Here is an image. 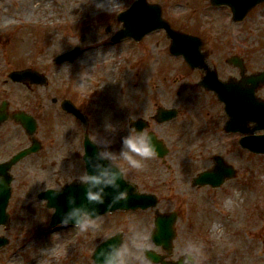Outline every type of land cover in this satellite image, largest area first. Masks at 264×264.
Returning <instances> with one entry per match:
<instances>
[{"label":"rangeland","instance_id":"obj_1","mask_svg":"<svg viewBox=\"0 0 264 264\" xmlns=\"http://www.w3.org/2000/svg\"><path fill=\"white\" fill-rule=\"evenodd\" d=\"M100 1L0 0V100L7 98L9 104L14 102L11 107L17 105L33 113L39 119L36 136L41 139L45 129L48 130L45 136L49 138L43 139V143L51 140L69 148L77 130L59 109L63 98L78 101L95 117V135L100 144L105 132H109L105 128L108 124L105 117L107 111H111L110 101L113 115L116 114L109 122V126L114 127L110 132H118L119 137L123 134L120 128L125 125L124 118L147 117L151 109L154 111V104L178 99L189 109L187 132L191 135L187 136V144L173 146L175 167L171 172H164L163 181L169 186V177L177 181L175 176H178L183 183L187 172L211 166L214 155H220L236 170L235 179L221 191L187 190V246L193 244L199 249L198 264H230L231 261L233 264H264V156L241 149L238 146L240 134H225L219 130L226 121L222 107L214 93L197 89L193 84L206 72L185 69L181 60L176 62L165 50L170 40L164 31L153 32L139 43L127 39L115 45L110 43V37L122 28L117 15L134 0H109L108 7L99 6ZM147 2L160 5L163 18L174 29L202 39L206 66L209 70L214 68L220 79H239L237 70L223 64L231 55L243 59L248 74L264 71V4L255 8L243 22L233 24L228 8L211 7L208 0ZM46 4L48 11L44 10ZM42 10L44 12L40 13ZM6 20L8 25L3 24ZM34 20L36 24H31ZM14 21L19 22V26H14ZM107 28H110L108 34ZM11 37H14L12 41ZM23 41L27 43L21 51ZM76 44L92 49L72 63L60 66L53 63L57 55L73 49ZM98 45L105 47H95ZM147 56L154 57L150 64ZM16 67L42 73L47 85L25 88L11 83L7 75L11 69H18ZM179 89L182 92L176 97ZM256 96L264 100V86ZM215 125H218L216 129ZM260 134L264 131L247 133L249 136ZM27 144L24 131L13 123H6L0 129V159ZM184 155H188L187 162H180ZM72 159L70 151L51 156L43 150L12 168L10 221L7 227H0V237L6 238L8 244L0 249V264H38V258L40 264H92L93 247L104 236L118 230L124 233L128 264H139L142 260L140 248L135 247V234L147 236L152 223L140 213L104 216L99 228L87 232L71 227H49L53 211L37 199V194L48 188L58 189L76 179L78 175L70 165ZM185 163L187 172L183 167ZM240 190L244 193H239ZM249 191L255 193L254 197L251 195L252 200L248 198ZM230 193L233 196L227 197ZM230 198L232 208L224 204ZM198 212L201 216L196 218ZM142 243L152 247L147 239Z\"/></svg>","mask_w":264,"mask_h":264},{"label":"water","instance_id":"obj_2","mask_svg":"<svg viewBox=\"0 0 264 264\" xmlns=\"http://www.w3.org/2000/svg\"><path fill=\"white\" fill-rule=\"evenodd\" d=\"M262 1L264 0H211V3L214 5L228 4V6H230L231 10L233 11V20L240 21L245 17L249 9ZM119 19L123 21L126 31L120 33L114 40H119L125 36H132L139 40L143 35L153 30L164 28L167 31V35L172 39V53L176 55L183 54L185 59L188 60L190 55L194 54L195 50L197 51L200 49V40L171 31L167 24L161 19L160 8L157 6L147 5L145 0H137L128 11L119 16ZM185 41H187V47L184 45ZM76 53L77 49L57 58L56 61L60 63L67 59L72 60ZM198 60L201 61V57H198ZM188 63L191 67H194V64L189 61ZM237 64L240 65L239 63ZM11 77L13 80L24 81L28 75L26 76V72H20L13 74ZM33 77L37 78L36 76ZM38 82H40V80H38ZM201 83L207 89L215 91L218 98L228 105L226 111L230 116V122L228 123L227 127L230 130L242 132L244 131L242 125L249 121H253L255 123L256 130L264 129V103L261 104L258 102L253 95L254 90L261 83H264V73L258 74L248 79H243L242 81L234 84H221L217 82L216 75L213 74V76L210 75L203 79ZM63 108H65V110L68 112H74L72 106L67 102L63 105ZM4 110L5 105L3 104L0 107V123L7 118ZM163 115L165 116L164 118L173 116L172 114H168V112L163 113ZM15 119L22 124L29 135L34 132L35 125L31 118L27 116H16ZM258 138L259 139H257V143H244L243 146L249 148L253 152L264 153V137ZM153 142L156 145V141L154 139ZM86 146L87 150L89 149L91 153L95 152L93 144L87 143ZM37 148V144H33V147L19 152L8 163L0 164V225L6 226L8 221L6 207L11 194L10 183L12 181V178L8 172L14 163L25 157L27 154L37 151ZM220 163L221 162H218V165L214 171L210 172L208 175L205 174V177H201L199 180H197V182L199 184H204L206 181H209L213 185H216L223 180L224 176L231 175L233 173L229 169L223 167ZM71 196H75L76 198H74V203L70 204L68 200ZM39 198L45 199L47 201V206L54 208L55 210L51 221L52 227L57 224H62V218L71 212L73 208L83 207L85 210L91 212L94 209L93 207L84 206L90 204L95 206L98 204L97 202H89L86 199V191L83 189H75L72 185L67 186L63 191L60 192L52 190L46 191L41 193ZM107 205L108 204L106 203L102 206V208H96V213L101 215L105 212L116 210L115 207L107 208ZM128 208L134 207H124L125 210ZM69 223L75 224V220L70 219ZM163 227H166L164 222L158 223V236L161 234ZM118 242L119 238H116V243ZM6 243L7 241L5 239L0 238V247ZM108 245L109 244L102 246L96 252L97 264H103L107 254L115 250L110 249ZM164 247H167L166 244H164Z\"/></svg>","mask_w":264,"mask_h":264},{"label":"clouds","instance_id":"obj_3","mask_svg":"<svg viewBox=\"0 0 264 264\" xmlns=\"http://www.w3.org/2000/svg\"><path fill=\"white\" fill-rule=\"evenodd\" d=\"M131 119L135 120V116L131 117ZM153 139L150 133L138 130L135 126H130L127 135L121 138L122 147L118 153L109 150L100 152V158L106 159L109 162L108 165H96L99 169L98 173L88 174L84 172L79 176L80 182L89 185L86 192V199L89 202L103 203L105 187L112 186L117 189L119 188V184L117 183L118 179H124V170L118 165L119 161L126 162L127 166L130 168H143L145 161L154 157L157 153V147ZM107 143H110V141ZM93 188H96V190L93 191ZM57 191H59V188ZM127 195L128 192L126 189L124 191H119L118 194L113 197L112 203H116L120 200L126 201ZM68 202L70 204L74 203V198L69 197ZM70 219L75 220L74 226L81 232L99 228L100 222H102V216L98 215L95 209L89 212L83 207L73 208L71 212L62 218L61 223L67 225ZM135 235L137 236L135 247H147V245L142 243V240L146 239V237H140L138 234ZM198 253L199 249L195 245L189 244L185 249L183 264H197L196 257ZM103 264H128L124 245L122 244L120 248L115 249L113 252H109Z\"/></svg>","mask_w":264,"mask_h":264},{"label":"flooded vegetation","instance_id":"obj_4","mask_svg":"<svg viewBox=\"0 0 264 264\" xmlns=\"http://www.w3.org/2000/svg\"><path fill=\"white\" fill-rule=\"evenodd\" d=\"M181 91H176V95L179 96ZM177 110V117H179L182 112L180 107H175ZM15 111V110H13ZM85 114V113H84ZM86 115V114H85ZM87 116V115H86ZM77 125H80V122L76 119H74ZM93 129V123L91 121V118L87 116V133L90 134V131ZM153 131L155 134L160 138V140L164 141L167 145H172L179 139H181L183 135V129L182 128H177L174 126H169L165 124H155L153 126ZM87 134L88 136H90ZM85 135V130L83 131V136ZM126 135V134H125ZM109 139L113 143H117V141L113 140L111 136H109ZM83 140L81 137H76L74 139L73 144L71 147L66 148V147H60L58 143L52 142L48 143L45 147V151H47L48 154L54 155L56 153H59L61 151H70L72 153L73 159L71 161V168L74 170V172L78 175L83 174L85 172V167L84 163L81 158V154L83 151ZM119 151L122 147L121 141H119ZM115 151H117V148H114ZM157 166L160 167H168L165 162H161L156 160ZM63 166L65 167V164L62 163ZM120 167L124 170L123 172L126 173L128 176L126 177L129 179L131 182L135 183L136 185L139 184L140 188L145 189L144 185V180L150 179L152 177L148 165L144 164V167L141 169H134L130 168L127 166L126 162L123 161L122 164H120ZM156 191V190H155ZM174 201L179 205V211L177 212L178 214V220H181V207L183 205L186 206L187 209V187H185L183 190L176 192V196L174 198Z\"/></svg>","mask_w":264,"mask_h":264},{"label":"bare ground","instance_id":"obj_5","mask_svg":"<svg viewBox=\"0 0 264 264\" xmlns=\"http://www.w3.org/2000/svg\"><path fill=\"white\" fill-rule=\"evenodd\" d=\"M99 4V6H102V7H108L109 6V3H110V1L109 0H102V1H100V2H98ZM48 9H49V6L46 4L45 6H44V10L45 11H48ZM44 10H42L40 13H43L44 12ZM31 15V14H30ZM31 18H34V19H41L42 21L44 20V18H42V17H39V18H36V17H34V16H31ZM3 24H5V25H8V21L6 20V21H4L3 22ZM31 24H36V20H34V21H32L31 22ZM58 28V23H57V25H56V29ZM26 42V41H25ZM27 43V42H26ZM97 48H104L105 46H102V45H98V46H96ZM111 75V74H110ZM104 83H105V81L103 82V85H104ZM262 184H263V186H264V181H262ZM240 189V188H239ZM244 193V190H240L239 191V193ZM248 194V198H250L251 200H252V197H251V195L254 197V195H255V193L254 192H250L249 191V193H247ZM225 205H228V206H232V203H231V200L230 199H228V200H226L225 201ZM36 261H38V264H40V260H39V258L36 260Z\"/></svg>","mask_w":264,"mask_h":264}]
</instances>
